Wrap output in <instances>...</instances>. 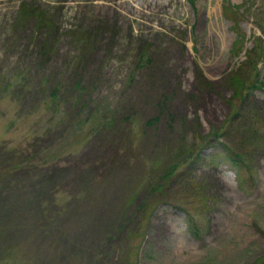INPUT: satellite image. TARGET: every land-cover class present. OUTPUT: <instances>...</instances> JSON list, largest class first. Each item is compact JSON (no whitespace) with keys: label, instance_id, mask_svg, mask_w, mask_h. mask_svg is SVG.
I'll return each instance as SVG.
<instances>
[{"label":"rangeland","instance_id":"374dc122","mask_svg":"<svg viewBox=\"0 0 264 264\" xmlns=\"http://www.w3.org/2000/svg\"><path fill=\"white\" fill-rule=\"evenodd\" d=\"M263 84L264 0H0V264H264Z\"/></svg>","mask_w":264,"mask_h":264},{"label":"trees","instance_id":"16d2710c","mask_svg":"<svg viewBox=\"0 0 264 264\" xmlns=\"http://www.w3.org/2000/svg\"><path fill=\"white\" fill-rule=\"evenodd\" d=\"M260 85H262V84H260ZM263 85H264V84H263ZM89 118H90V115L87 116L86 120H88ZM239 158H240V156H238V155H236V159H233V158H232V162H233L234 165H235L236 167H238V168H240V164H239V162L241 161ZM195 233H196V231H195Z\"/></svg>","mask_w":264,"mask_h":264}]
</instances>
